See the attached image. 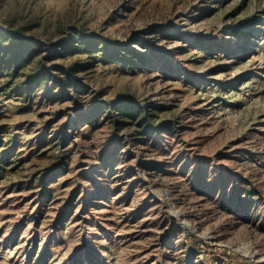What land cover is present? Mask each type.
<instances>
[{"label": "rangeland", "instance_id": "374dc122", "mask_svg": "<svg viewBox=\"0 0 264 264\" xmlns=\"http://www.w3.org/2000/svg\"><path fill=\"white\" fill-rule=\"evenodd\" d=\"M0 264H264V0H0Z\"/></svg>", "mask_w": 264, "mask_h": 264}]
</instances>
